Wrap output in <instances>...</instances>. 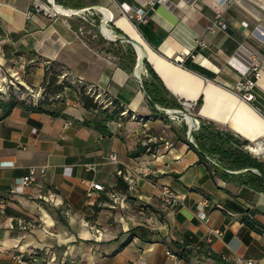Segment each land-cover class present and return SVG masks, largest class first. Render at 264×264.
Returning <instances> with one entry per match:
<instances>
[{"label": "crops", "instance_id": "0c3cea01", "mask_svg": "<svg viewBox=\"0 0 264 264\" xmlns=\"http://www.w3.org/2000/svg\"><path fill=\"white\" fill-rule=\"evenodd\" d=\"M55 3L96 10L98 23L37 11L46 0H0V76L26 61L37 60L43 72L57 63L65 80L91 87L99 104L111 109L115 101L120 118L107 123L109 133L85 124L96 111L66 89L50 109L59 115L18 105L0 119V264H23L15 256L28 260L33 251L47 264H264V190L249 183L260 173L200 158L180 131L151 134L165 115L146 96V65L130 63L128 41L113 42L117 56L104 51L94 31L106 22L115 38L137 34L169 95L191 102L196 118L247 140L244 148L264 163V151L249 149L264 145V0ZM216 15L226 27L208 30ZM248 79L251 101L238 89ZM139 144L149 145L130 156ZM40 166L45 174L20 186ZM162 185L175 204L160 198ZM204 197L209 204H200Z\"/></svg>", "mask_w": 264, "mask_h": 264}, {"label": "trees", "instance_id": "16d2710c", "mask_svg": "<svg viewBox=\"0 0 264 264\" xmlns=\"http://www.w3.org/2000/svg\"><path fill=\"white\" fill-rule=\"evenodd\" d=\"M95 33L98 35V30L94 29ZM131 56V64L135 63V52L129 49ZM144 64L148 70V77L142 79V83L146 93L149 98L153 100L159 106L166 108H182L180 104L173 96L169 95V92L162 85L161 81L154 73L153 69L144 60ZM54 67H58L55 72ZM62 69L57 63H49L44 67L43 73V84H47L49 87L53 85L52 96H56L54 101L64 97L66 89L74 90L77 93L78 101L82 106L88 110L96 111V116L91 121H84L87 125H92L98 130L109 133L107 129V123L112 120H118L120 118L121 107L114 102L113 108L109 109L98 103L96 99V93L94 91L87 90V86L84 83L72 84L68 80H62L60 78L62 74ZM201 102L198 100L197 104ZM22 105L28 109H34L40 112H48L51 115H59L57 110H50L43 108L41 105H25L23 102L18 101H0L1 114L0 119L6 117L14 107ZM199 127L193 131L192 137L196 144L193 146L191 142L189 145L196 149L200 158L205 159V155L212 156L223 168L226 167L232 170H242V169H256L260 174L254 176V178L249 181L250 184L256 186L257 188L264 190V163L251 154L248 150L244 148L248 144L247 140L239 138L234 133L226 129L218 128L214 123L199 119ZM146 145H138L136 149L129 152L130 156H137L143 152ZM225 176V174H224ZM121 179L120 176L117 178Z\"/></svg>", "mask_w": 264, "mask_h": 264}, {"label": "rangeland", "instance_id": "374dc122", "mask_svg": "<svg viewBox=\"0 0 264 264\" xmlns=\"http://www.w3.org/2000/svg\"><path fill=\"white\" fill-rule=\"evenodd\" d=\"M96 20V24L98 23V15L94 16ZM100 21V20H99ZM103 36V37H102ZM98 37L105 42V46H103L104 51L109 52L110 54L117 56L118 51L113 45V42L106 44V36L102 34L99 30ZM128 48H131L134 52V48L130 43H126ZM118 46V45H117ZM119 52V51H118ZM137 54L135 52V61ZM38 61H26L22 64H16L11 70L6 71L5 75L0 76V101H18L23 102L25 105H41L43 108L51 109L52 102H54V97L52 96L53 85L43 84V70L41 68L40 63ZM58 67H54V71L56 72ZM65 80V78H62ZM22 106V105H21ZM163 107V106H161ZM166 108V107H165ZM169 108V109H180L186 112L187 114L194 116V110L192 108ZM2 110L0 107V114ZM165 118L162 119L157 127L152 128L151 134H156L158 136H162L164 138H170L177 136V131L182 132L185 136H187L188 123H186L185 117L183 115H176L174 112L164 114ZM196 118V116H194ZM198 119V118H197ZM199 120V119H198ZM200 124V120H199ZM159 142L157 138L155 140Z\"/></svg>", "mask_w": 264, "mask_h": 264}, {"label": "built area", "instance_id": "2783aa9c", "mask_svg": "<svg viewBox=\"0 0 264 264\" xmlns=\"http://www.w3.org/2000/svg\"><path fill=\"white\" fill-rule=\"evenodd\" d=\"M161 1V0H159ZM52 0H46V5L44 7H37V11L42 10L44 13L52 15V16H56L57 14L60 13H64V14H72V13H76L78 14L83 22H90L91 24H94L96 22L94 16H96L97 11L96 10H92V9H86V10H71L68 8H65L64 10L60 11L57 10L55 8L56 5L58 4H51ZM61 6V5H59ZM138 19L141 21H146V16L143 10L141 9H137L136 10ZM226 27V23L220 19L219 15H216L214 19H212L209 24L207 25V29L208 30H213L215 28H225ZM80 31H83L82 28H80ZM200 45L205 46V42L204 41H200L199 42ZM254 69H256V67H254ZM255 75H258V69L255 72ZM62 78H64V75H61ZM78 83H81V81H78ZM254 84V81L252 79H248L246 82H239L238 83V89L240 91H242L241 93V97L246 100V101H251L254 98L253 93L251 92L250 88L251 86ZM87 90H92L93 89L91 87H87ZM182 106L186 107V108H192V103L191 102H187L184 101L182 102ZM185 108V109H186ZM193 131L196 130L199 127V120L197 118H195L193 116ZM189 142H194L193 137H188ZM112 159L116 158V155H112L111 156ZM46 172V166H40V167H30L28 172L26 174H24L23 176H21L19 178V184L20 186H27L29 184H31L32 182H34L38 176H42L44 175ZM118 173L120 174V170L118 171ZM91 187L96 189V190H102L103 187L101 184L97 183V182H92L91 183ZM159 196L160 198L167 204L169 205H173L176 203L177 201V197L176 195L173 193V191L171 190V188L168 185H162L159 189ZM210 203L209 198L204 197L202 199V201L200 202L201 205H207ZM6 207V201L4 199H0V213L4 212V209ZM25 225V224H24ZM217 236H221L222 232L221 231H216L215 232ZM210 238H208L209 240ZM172 256V255H171ZM16 258H18L20 260L21 263L23 264H47V263H43L40 258L38 257L37 253L35 251H33L31 253V256L29 257L28 260L23 259L20 255H16ZM236 261L242 262V260L239 257H236ZM246 264H254V262L252 260H246L245 261Z\"/></svg>", "mask_w": 264, "mask_h": 264}, {"label": "water", "instance_id": "95a60500", "mask_svg": "<svg viewBox=\"0 0 264 264\" xmlns=\"http://www.w3.org/2000/svg\"><path fill=\"white\" fill-rule=\"evenodd\" d=\"M51 4H55V0H52V3H51ZM63 14H64V13H63ZM99 30H100V32L102 33L101 26H100ZM102 34H103V33H102ZM108 39L111 40V41H118V40H125V41H128V42L133 46V48H134V50H135V52H136V54H137V57H136V64H137V65H142V64H143L144 60L146 59V48H144V47L142 46V44H141L140 42H138L136 39H134V38H129V37H120V38H114V39H110V38H108ZM135 44L138 45V46H140V47H142V49H143V53H142L141 55L138 53V50H137ZM137 78H138V80L141 81V79H140L139 76H138ZM146 96H147V98H148V101H149L150 105H151L154 109H156L157 111H159V112L162 113V114L169 113L168 110H173V112H174L176 115L180 114V115H183V116H184V115L187 114L186 112H184L183 110H180V109H169V108L161 107V106H159L158 104H156L153 100H151V99L149 98V96H148L147 93H146ZM190 117L192 118V121H193V116L190 115ZM186 123H188V122L186 121ZM192 133H193V125H192V124H188L187 136H188V137H192ZM192 144L196 147L195 142H192ZM204 155H205L209 160H211L214 164H216L217 166H221V165H220V164H219V163H218V162H217L212 156H209V155H207V154H204ZM245 170H248V169L234 170V172H240V171H245Z\"/></svg>", "mask_w": 264, "mask_h": 264}, {"label": "bare ground", "instance_id": "6f19581e", "mask_svg": "<svg viewBox=\"0 0 264 264\" xmlns=\"http://www.w3.org/2000/svg\"><path fill=\"white\" fill-rule=\"evenodd\" d=\"M55 8H56L57 10H60V11H62V10L65 9L64 7L59 6V5H56ZM104 13H105V18H107L108 13L105 12V11H104ZM101 29H102V33H103L107 38L114 39V38L116 37L115 34H114V32H113V31H112V30L106 25V22H104V23L101 25ZM131 34H132V36H133L134 39H136L138 42H140V43L142 44V46H143L144 48L147 49L145 43H144V42H143V41L137 36V34L132 33V32H131ZM135 46H136V48H137V50H138V53L141 55V54L143 53V49H142V47H140V46H138V45H136V44H135ZM139 68H140V67H137V68H136V72H137V73H138ZM168 111H169L170 113L173 112V110H168ZM184 117H185V120L188 122V124H192L193 121H192V118L190 117L189 114L184 115ZM249 149H250L252 152H255V153H257V154H258V153H262V152L264 151V145L261 144V143H258V145L254 146V147H249Z\"/></svg>", "mask_w": 264, "mask_h": 264}]
</instances>
